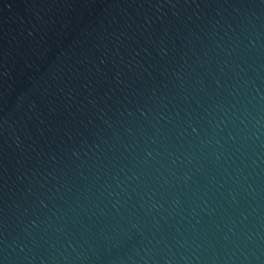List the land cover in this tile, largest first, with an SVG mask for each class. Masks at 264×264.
<instances>
[{
	"label": "water",
	"instance_id": "water-1",
	"mask_svg": "<svg viewBox=\"0 0 264 264\" xmlns=\"http://www.w3.org/2000/svg\"><path fill=\"white\" fill-rule=\"evenodd\" d=\"M0 264H264V0H0Z\"/></svg>",
	"mask_w": 264,
	"mask_h": 264
}]
</instances>
